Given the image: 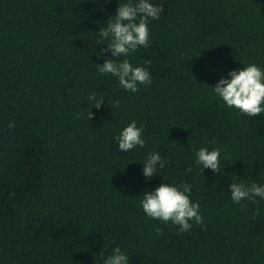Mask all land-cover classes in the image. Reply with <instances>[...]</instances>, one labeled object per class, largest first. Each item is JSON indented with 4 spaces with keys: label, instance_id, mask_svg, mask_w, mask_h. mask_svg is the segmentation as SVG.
Listing matches in <instances>:
<instances>
[{
    "label": "trees",
    "instance_id": "obj_1",
    "mask_svg": "<svg viewBox=\"0 0 264 264\" xmlns=\"http://www.w3.org/2000/svg\"><path fill=\"white\" fill-rule=\"evenodd\" d=\"M128 2L0 0V264H102L116 247L128 264H264V199L230 192L264 185V113L212 88L264 70V0H149L163 9L149 46L120 58L150 72L137 92L97 68L116 59L98 33ZM133 121L145 145L126 153ZM201 148L222 150L220 174L196 164ZM151 153L164 167L147 178ZM164 183L192 186L203 225L181 233L145 214L143 194Z\"/></svg>",
    "mask_w": 264,
    "mask_h": 264
},
{
    "label": "clouds",
    "instance_id": "obj_2",
    "mask_svg": "<svg viewBox=\"0 0 264 264\" xmlns=\"http://www.w3.org/2000/svg\"><path fill=\"white\" fill-rule=\"evenodd\" d=\"M162 7L154 6L149 0H137L132 3L119 4L117 14L109 18L107 27L101 28L98 40L110 41L107 48H102L100 55L111 52L116 59H106L102 66H97L101 74H111L118 78L122 88L131 92L139 91V85H150L152 83L150 72L144 67L134 66L129 60L120 58L127 57L138 47L149 46V23L158 20L162 13ZM92 47V45H91ZM150 63V61H149ZM230 78H221L212 87L215 94L220 97L229 108H236L243 114L256 117L264 113V70L255 64H250L242 70H233L228 73ZM94 107L99 109L104 103V98H97L96 93L88 97ZM119 107V103L115 105ZM86 115L87 120L93 119V113L81 112L80 116ZM15 125L9 123V128ZM144 127L137 126L133 121L118 137L119 150L128 153L137 146L144 147L145 140L142 138ZM215 143V141H212ZM221 149L201 148L196 152V164L205 169H212L214 173L221 172ZM143 174L147 178L158 173V168L164 167V162L158 153H151L143 164ZM187 171H191L189 168ZM237 178V177H236ZM192 186L187 183L170 186L167 183L158 186L154 192H145L141 199V205L145 214L153 219L163 222L171 221L179 226L181 233L192 228L189 221H195L203 225L204 220L200 215L199 202L193 203L190 199ZM231 198L239 204L242 200H256L257 197L264 199V185L256 182L251 185L239 182L230 185ZM159 234V233H158ZM100 256L105 257L101 251ZM102 264H128V256L119 247L112 250L111 255L106 256Z\"/></svg>",
    "mask_w": 264,
    "mask_h": 264
}]
</instances>
